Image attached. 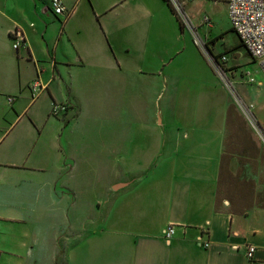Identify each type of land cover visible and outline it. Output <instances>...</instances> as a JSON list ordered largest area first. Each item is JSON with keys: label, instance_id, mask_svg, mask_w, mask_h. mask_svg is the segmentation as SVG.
<instances>
[{"label": "crops", "instance_id": "0c3cea01", "mask_svg": "<svg viewBox=\"0 0 264 264\" xmlns=\"http://www.w3.org/2000/svg\"><path fill=\"white\" fill-rule=\"evenodd\" d=\"M62 2L55 16L49 0H0V264H264V205L218 206L231 99L166 2ZM190 44L211 80L174 65ZM135 88L158 112L118 114L115 154L86 193L72 165L85 102H134Z\"/></svg>", "mask_w": 264, "mask_h": 264}, {"label": "rangeland", "instance_id": "374dc122", "mask_svg": "<svg viewBox=\"0 0 264 264\" xmlns=\"http://www.w3.org/2000/svg\"><path fill=\"white\" fill-rule=\"evenodd\" d=\"M174 1L180 11L178 15L184 32L190 34L191 41L204 55L214 71L216 81L222 84L232 102L228 112L218 206H222L224 201L231 203L232 209L264 205V131L256 124L254 116V113L261 115L264 120V77L231 29L222 0ZM204 17H208L209 22L205 23ZM184 43V46L188 45L186 38ZM207 49L218 57L216 62ZM174 65L184 74L206 72L204 81L212 79L192 44L183 50ZM248 76L253 78V83L247 81ZM137 91L139 89L135 88L134 102L127 103L132 99L120 94V90L115 94L105 90L100 96L93 95L85 102V109L76 127L89 131L72 144L75 161V164L72 161L73 170L84 179L83 183H79L82 191L88 193L97 189L95 181L101 178L109 165L108 159L115 154L110 133L118 121V114L126 111L145 113L150 109L158 112V107L154 103L147 104L149 102H145L144 96ZM161 105L165 106V102ZM99 130L104 132H97ZM232 159L233 169L230 167Z\"/></svg>", "mask_w": 264, "mask_h": 264}, {"label": "built area", "instance_id": "2783aa9c", "mask_svg": "<svg viewBox=\"0 0 264 264\" xmlns=\"http://www.w3.org/2000/svg\"><path fill=\"white\" fill-rule=\"evenodd\" d=\"M173 5L177 15L180 14L179 8L174 0H169ZM183 3L192 0H182ZM182 4V3H181ZM227 17L231 29L237 35L241 46L246 54L255 62L264 76V0H226ZM49 7L55 16L66 15L68 13L62 0H49ZM179 16V15H178ZM205 23L209 22L208 17H204ZM13 48L18 50L25 46V40L20 30L15 29L11 32ZM247 81L253 83V78L247 77ZM43 89L38 79L31 84L30 90L33 97H37ZM12 102V99H9ZM68 108L65 103H57L52 106L50 115L59 117L64 114ZM257 124V121H256ZM258 125V124H257ZM207 231H202V236H207ZM174 235V226L168 225L163 232L164 240L169 243ZM201 240V237H200ZM198 245L202 248H208L209 242L199 241ZM254 247H248L246 257H253Z\"/></svg>", "mask_w": 264, "mask_h": 264}, {"label": "trees", "instance_id": "16d2710c", "mask_svg": "<svg viewBox=\"0 0 264 264\" xmlns=\"http://www.w3.org/2000/svg\"><path fill=\"white\" fill-rule=\"evenodd\" d=\"M164 1H165L166 4L168 5L170 11H171V12L174 14V16L176 17V20L178 21V24H179V28H180V30H181V31H184V28H183V26H182V23H181V21H180V19H179V16L177 15V13H176V11H175L173 5L170 3L169 0H164ZM240 45H241V44H240ZM207 52H208V54L210 55V57L214 60V62H216L218 57H217L216 55H214L210 49H207ZM203 56H204V55H203ZM257 124H258V126H260L258 122H257Z\"/></svg>", "mask_w": 264, "mask_h": 264}]
</instances>
